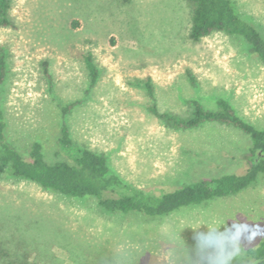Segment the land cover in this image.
I'll return each mask as SVG.
<instances>
[{"label":"rangeland","instance_id":"374dc122","mask_svg":"<svg viewBox=\"0 0 264 264\" xmlns=\"http://www.w3.org/2000/svg\"><path fill=\"white\" fill-rule=\"evenodd\" d=\"M230 1L264 37V0ZM9 19L10 26H0L8 71L0 100L7 139L25 159L34 142L48 161L67 159L58 142L61 106L82 100L65 119L73 142L105 155L124 182L147 194L249 168V135L216 123L169 128L149 113L146 91L133 85L150 79L159 110L181 117L190 113L189 99L214 110L224 98L264 129V63L240 36L214 31L191 41L184 0H11ZM88 55L99 70L89 93ZM205 216L264 228V173L236 195L161 218L110 214L95 199L5 176L0 264H186L181 238L193 247ZM262 240L246 246L237 264H255L247 250Z\"/></svg>","mask_w":264,"mask_h":264},{"label":"trees","instance_id":"16d2710c","mask_svg":"<svg viewBox=\"0 0 264 264\" xmlns=\"http://www.w3.org/2000/svg\"><path fill=\"white\" fill-rule=\"evenodd\" d=\"M11 0H0V26H10L9 19ZM127 3L131 0H122ZM191 10V27L189 38L198 42L214 31L242 37L252 54L264 63V37L249 21L241 18L230 0H184ZM89 72V93L98 82L99 70L91 55L85 57ZM7 61L0 53V96L2 85L7 77ZM191 84L196 85L191 73H188ZM133 85L144 89L151 100L148 111L175 130H193L205 123H216L234 127L251 138L248 156L249 168L244 174H227L217 178L186 183L182 187L154 196L143 192L124 182L109 166L105 155L85 147L76 146L66 117L81 104L77 100L61 106L63 123L59 134L61 151L66 160L50 162L44 154L40 142H34L29 148V159L8 141L6 136V119L0 100V180L13 177L31 181L45 190L61 196L78 200L95 199L99 207L110 214L138 213L151 218H161L174 214L182 209L195 208L211 200L233 196L257 184L264 173V129L241 118L232 105L224 98H217L216 109L211 110L198 99H189L186 105L190 113L181 117L168 111H160L154 86L150 79L136 81ZM247 255L255 264H264V240L257 246L249 248Z\"/></svg>","mask_w":264,"mask_h":264},{"label":"clouds","instance_id":"9594fccd","mask_svg":"<svg viewBox=\"0 0 264 264\" xmlns=\"http://www.w3.org/2000/svg\"><path fill=\"white\" fill-rule=\"evenodd\" d=\"M202 222L206 230L194 229L193 247L189 248L181 238L186 248V264H237L246 246L264 237V228L260 225L240 229L237 221L225 224L220 216H205Z\"/></svg>","mask_w":264,"mask_h":264}]
</instances>
